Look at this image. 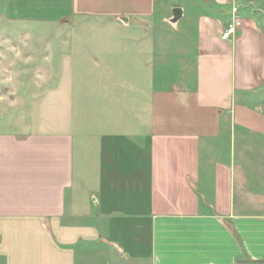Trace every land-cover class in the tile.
<instances>
[{
    "label": "crops",
    "instance_id": "crops-1",
    "mask_svg": "<svg viewBox=\"0 0 264 264\" xmlns=\"http://www.w3.org/2000/svg\"><path fill=\"white\" fill-rule=\"evenodd\" d=\"M198 1L169 86L157 0L5 1L0 264H264V0Z\"/></svg>",
    "mask_w": 264,
    "mask_h": 264
},
{
    "label": "rangeland",
    "instance_id": "rangeland-1",
    "mask_svg": "<svg viewBox=\"0 0 264 264\" xmlns=\"http://www.w3.org/2000/svg\"><path fill=\"white\" fill-rule=\"evenodd\" d=\"M5 1L6 0H0V12L3 11L2 8ZM198 3V0H157L155 5V15L153 16L150 28L155 31L171 32L173 38L169 39L171 41V51L168 53L162 52L161 60L158 55L153 61L155 64L154 68L156 67L158 70L155 69L154 74V82L156 85L169 86L171 81L185 75L182 70L184 65L182 64L190 55L187 52L181 54V52L179 53L178 51L181 49L192 51L194 48L192 45L193 39H189L191 45L183 42V40H185V34H193L197 29L198 15L204 10V7ZM175 6L182 8V17L175 24L168 21V18L171 16L166 18V20H162L163 16L166 17L172 13L171 10ZM262 7L264 8V5H262ZM259 21H261L259 24H262L264 28V11L260 13ZM4 23V21H0L1 26H3ZM0 29H3V27H0ZM4 111L6 116L11 112L5 104L0 102V113ZM9 126V124L7 126L3 125L1 128L8 129Z\"/></svg>",
    "mask_w": 264,
    "mask_h": 264
},
{
    "label": "built area",
    "instance_id": "built-area-1",
    "mask_svg": "<svg viewBox=\"0 0 264 264\" xmlns=\"http://www.w3.org/2000/svg\"><path fill=\"white\" fill-rule=\"evenodd\" d=\"M232 18L227 21L224 30L221 34V39H228L231 35L235 34L237 29L240 27L242 24L241 18L237 15V8L232 7Z\"/></svg>",
    "mask_w": 264,
    "mask_h": 264
},
{
    "label": "water",
    "instance_id": "water-1",
    "mask_svg": "<svg viewBox=\"0 0 264 264\" xmlns=\"http://www.w3.org/2000/svg\"><path fill=\"white\" fill-rule=\"evenodd\" d=\"M182 16V8L175 6L172 8V16L168 18V21L172 24H175Z\"/></svg>",
    "mask_w": 264,
    "mask_h": 264
}]
</instances>
